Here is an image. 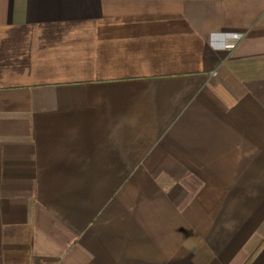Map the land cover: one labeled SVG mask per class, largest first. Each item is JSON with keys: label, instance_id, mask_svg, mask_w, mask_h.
<instances>
[{"label": "crops", "instance_id": "obj_1", "mask_svg": "<svg viewBox=\"0 0 264 264\" xmlns=\"http://www.w3.org/2000/svg\"><path fill=\"white\" fill-rule=\"evenodd\" d=\"M0 264H264V0H0Z\"/></svg>", "mask_w": 264, "mask_h": 264}]
</instances>
